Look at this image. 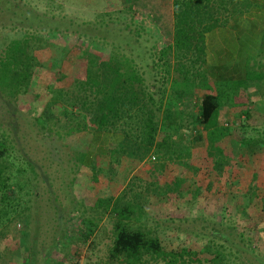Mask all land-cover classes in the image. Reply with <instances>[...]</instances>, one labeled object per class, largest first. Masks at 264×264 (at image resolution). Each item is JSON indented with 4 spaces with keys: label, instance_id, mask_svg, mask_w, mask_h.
Masks as SVG:
<instances>
[{
    "label": "rangeland",
    "instance_id": "obj_1",
    "mask_svg": "<svg viewBox=\"0 0 264 264\" xmlns=\"http://www.w3.org/2000/svg\"><path fill=\"white\" fill-rule=\"evenodd\" d=\"M171 3L0 0V43L31 33L39 38L35 54L41 63L15 116H10L0 100V120L3 128L15 135L21 153L37 166L40 175L45 171L48 177L46 182L39 180L37 195L26 199L28 219L7 226L1 223L0 264H112L106 254L114 216L105 203L95 201L114 198L123 189L144 195L140 221L155 230L165 249L188 245L201 250L202 257H209L205 248L211 240L225 246L230 263L264 264V145L253 148L238 141L254 138L256 130H262L264 105L255 101L257 105L251 107L250 119L243 125L237 115L246 106L220 113V122L231 130L223 149L233 150L220 175L212 170L200 146L192 148L189 159L195 171L177 161L165 162L160 146L151 148L141 160L112 151L100 154V167L93 171L77 160V156H89L87 149L81 154L78 151L90 147L92 131L57 135L61 123L45 118L48 110L42 114L45 106L59 112V105L51 102H58L62 91L75 90L76 78L85 67L84 52L99 57L112 50L124 54L144 72L148 85L157 83L159 76H154L153 70L157 51L172 40ZM255 97L264 101V94ZM188 127L181 130L186 139L191 137ZM163 134L160 123L157 142ZM174 179H181L177 190L156 194V187ZM252 188L259 198L251 196L250 202ZM60 213L66 230L62 237L56 235ZM90 223L93 233L84 239L82 232ZM142 264L164 263L147 259Z\"/></svg>",
    "mask_w": 264,
    "mask_h": 264
},
{
    "label": "trees",
    "instance_id": "obj_2",
    "mask_svg": "<svg viewBox=\"0 0 264 264\" xmlns=\"http://www.w3.org/2000/svg\"><path fill=\"white\" fill-rule=\"evenodd\" d=\"M171 4L172 40L158 49L156 62H153L154 76H159L157 83L148 85L144 72L124 54L112 50L107 56L99 57L84 52L85 67L83 74L76 78L75 90L62 91L60 101L51 102L59 105V112L54 113L50 106H45L42 114L48 110L45 118L61 123L57 135L71 136L91 130L94 142L99 140L102 132L113 134L116 141H112L107 154L112 151L141 160L151 148L160 146L165 162L177 161L195 171L189 163L191 150L204 147L208 164L220 175L228 167V159L233 153V150L225 152L223 149L224 139L231 135V130L226 123L220 122V113L231 107L246 106L237 115L243 125L253 110L248 106L250 103L255 105L251 95L264 94V28L253 63L247 65L236 83H225L222 79L211 78L205 70L204 35L248 12L252 2L172 0ZM38 39L25 32L0 43V100L10 116L16 115V107L30 92L37 68L41 66L35 54ZM263 103L259 102L262 106ZM160 123L164 134L157 142L155 137ZM187 127L191 137L186 139L181 130ZM256 132L254 138L243 137L238 141L253 148L264 145V124L262 130ZM230 146L233 149V142ZM88 148L78 152H88L89 156H77V160L83 167L97 171L100 154L93 158ZM85 149L87 151L83 152ZM40 173L37 166L21 153L13 132L4 129L0 120V226L1 223L7 226L28 219L26 199L29 195H37L39 180L46 182L48 178L45 171ZM180 183L181 179H174L161 188L158 186L156 194L165 195L172 189L177 190ZM144 189L148 192L150 188ZM128 191L123 189L114 198L95 201V204L105 203L114 216L106 254L109 263L142 264L153 259L164 264H234L229 262L225 246L211 240L205 248L209 257H202L201 250L188 245L165 249L155 230L140 221L144 195L134 189ZM256 192L252 188L248 201L252 202L251 196L259 198ZM261 200L264 205V199ZM61 216L60 213L56 233L60 237L64 236ZM91 225L85 226L84 239L93 233Z\"/></svg>",
    "mask_w": 264,
    "mask_h": 264
},
{
    "label": "crops",
    "instance_id": "obj_3",
    "mask_svg": "<svg viewBox=\"0 0 264 264\" xmlns=\"http://www.w3.org/2000/svg\"><path fill=\"white\" fill-rule=\"evenodd\" d=\"M250 2L253 5L248 12L237 16L226 26L216 27L204 35L205 70L215 80L241 77L247 65H251L257 56L264 28V0ZM258 98H253L257 104L264 102ZM251 107L254 108L253 105L249 106ZM99 140L95 146L92 145L93 142L89 145L90 156L93 158L98 154H107L112 141H116V136L102 132Z\"/></svg>",
    "mask_w": 264,
    "mask_h": 264
}]
</instances>
